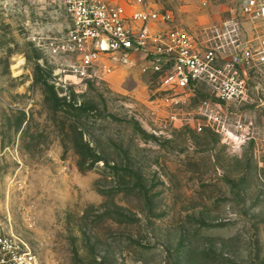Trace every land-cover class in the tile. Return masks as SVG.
<instances>
[{
  "label": "rangeland",
  "instance_id": "374dc122",
  "mask_svg": "<svg viewBox=\"0 0 264 264\" xmlns=\"http://www.w3.org/2000/svg\"><path fill=\"white\" fill-rule=\"evenodd\" d=\"M150 2L199 42L261 33L243 0ZM70 24L64 0H0V234L36 264H264V79L237 107L161 90L141 54L75 76L45 46Z\"/></svg>",
  "mask_w": 264,
  "mask_h": 264
},
{
  "label": "built area",
  "instance_id": "2783aa9c",
  "mask_svg": "<svg viewBox=\"0 0 264 264\" xmlns=\"http://www.w3.org/2000/svg\"><path fill=\"white\" fill-rule=\"evenodd\" d=\"M71 24L45 46L65 56L75 76L99 77L107 60L143 55L167 93H196L206 88L217 105L255 102L264 79V0H243V11L261 21L257 39L208 44L173 23L170 10L150 0H64ZM262 88V87H261ZM37 254L15 233L0 234V264H36Z\"/></svg>",
  "mask_w": 264,
  "mask_h": 264
},
{
  "label": "trees",
  "instance_id": "16d2710c",
  "mask_svg": "<svg viewBox=\"0 0 264 264\" xmlns=\"http://www.w3.org/2000/svg\"><path fill=\"white\" fill-rule=\"evenodd\" d=\"M49 90L51 91L52 89H50V87H48L47 92H50ZM55 108H56V110H58L59 105L56 104ZM73 110H77V112L81 113L80 109L73 108ZM85 146H88V145H85ZM77 148H78L77 149L78 150V154H80L82 156L81 163L79 164L80 168H82L83 164H85L86 160L88 158H90L91 155L89 153H87L86 151H84V146L83 145H80ZM89 151H90V149H89Z\"/></svg>",
  "mask_w": 264,
  "mask_h": 264
}]
</instances>
